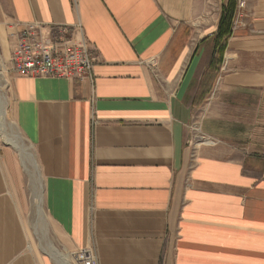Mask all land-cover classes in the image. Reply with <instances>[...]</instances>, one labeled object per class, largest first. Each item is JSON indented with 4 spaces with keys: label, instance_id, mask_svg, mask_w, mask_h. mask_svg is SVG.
Masks as SVG:
<instances>
[{
    "label": "crops",
    "instance_id": "obj_1",
    "mask_svg": "<svg viewBox=\"0 0 264 264\" xmlns=\"http://www.w3.org/2000/svg\"><path fill=\"white\" fill-rule=\"evenodd\" d=\"M210 1L1 0L21 29L80 23L98 60L94 83L12 77L40 183L0 149V264L61 262L33 251L28 214L71 264L56 243L98 264H264V0L237 8L196 105L222 12Z\"/></svg>",
    "mask_w": 264,
    "mask_h": 264
},
{
    "label": "built area",
    "instance_id": "obj_2",
    "mask_svg": "<svg viewBox=\"0 0 264 264\" xmlns=\"http://www.w3.org/2000/svg\"><path fill=\"white\" fill-rule=\"evenodd\" d=\"M245 4L246 0H238V10ZM38 27L41 25L31 24L22 29V37L12 48L15 74L95 82L98 57L80 23L55 26L56 31L49 35L39 33ZM75 253L78 264H98L92 249L80 248Z\"/></svg>",
    "mask_w": 264,
    "mask_h": 264
},
{
    "label": "rangeland",
    "instance_id": "obj_3",
    "mask_svg": "<svg viewBox=\"0 0 264 264\" xmlns=\"http://www.w3.org/2000/svg\"><path fill=\"white\" fill-rule=\"evenodd\" d=\"M212 1L215 3V8L217 7L219 8L220 11H222V3H223L222 1L223 0H211L210 2ZM237 5H238V0H237ZM238 17H239V12L236 14L234 18L233 25L237 23ZM37 29L39 33L42 32L44 35H49L50 33L55 32L57 28L55 26L50 25V26H44V27L41 26V27H38ZM214 34L216 35V33ZM22 35H23L22 29L16 24L15 20L12 19L11 15L6 10L5 5H3L0 0V95L3 94V96H5V98L3 97V106L4 108H6V106L8 108V109L7 108L5 109V112L7 116V121L9 120V125H10L9 126L5 124L2 130L0 129V149L5 146L6 147L10 146L18 152L19 156H20L19 150L14 146V144L8 142L7 140H10L9 138H13L16 135V133H19L18 128H16L17 126H15V123H14V100L15 99H14V93L12 89V77L15 75V73L13 71V66L11 62V52H12V48L19 42ZM212 37L214 39V36ZM6 103L7 105L5 106ZM0 113H1L0 114V121H1L0 124L3 125L4 122L2 120L1 109H0ZM193 119H194L193 131L197 133V130L199 129L198 122H196L197 116H194ZM196 135H199V134L197 133ZM24 143L25 145L30 147V144L26 139H24ZM27 175L28 177H30L28 172H27ZM47 222L48 223H45L46 225L45 227L44 223L36 222V219L34 218L33 214H30V215L28 214L27 219H26V226H27V231L29 234L30 243H31V247L33 251L39 256L48 255L52 257L53 252H52V245L50 243L52 241L55 242V240H58V239L61 240V238H60L59 232L53 227L50 221L47 220ZM56 245L64 253H67L71 256L72 264H77L75 250L66 251L64 250L65 248L63 249V247H61L58 243H56ZM58 262L60 261L58 260L54 261L55 264L61 263V262L60 263Z\"/></svg>",
    "mask_w": 264,
    "mask_h": 264
},
{
    "label": "trees",
    "instance_id": "obj_4",
    "mask_svg": "<svg viewBox=\"0 0 264 264\" xmlns=\"http://www.w3.org/2000/svg\"><path fill=\"white\" fill-rule=\"evenodd\" d=\"M222 2V13L214 38L215 54L200 83L199 95L195 100L196 105L202 104L212 91L223 63L228 39L232 35L233 21L237 11V0H223Z\"/></svg>",
    "mask_w": 264,
    "mask_h": 264
},
{
    "label": "bare ground",
    "instance_id": "obj_5",
    "mask_svg": "<svg viewBox=\"0 0 264 264\" xmlns=\"http://www.w3.org/2000/svg\"><path fill=\"white\" fill-rule=\"evenodd\" d=\"M3 97L5 98V96L0 95V109L2 111V118L3 120L7 123V125H9V120L7 121V116H6V112L5 109L7 108V103L5 104L6 108H4L3 106ZM7 100V99H6ZM7 102V101H6ZM8 109V108H7ZM9 118V117H8ZM10 126V125H9ZM13 127V126H12ZM14 129V128H13ZM10 140L13 142V144L19 149V151L22 154L23 157V163L25 166L26 171L29 173L30 178L34 179L36 178V180L40 183V179L38 178L40 176V170H39V165L38 162L36 160V157L33 153V151L31 149L28 148L27 145H25L23 138L21 137V135L19 133H16V135L13 138H10ZM35 180V181H36ZM38 185V184H37ZM41 191V190H40ZM39 191V192H40ZM43 198V197H42ZM35 199L40 200L41 197H35ZM44 201V200H43ZM34 203V202H33ZM39 203V202H38ZM43 203V202H42ZM37 204V203H36ZM36 206V205H35ZM39 206V205H38ZM37 206V207H38ZM38 209V208H37ZM42 209V208H41ZM40 209V210H41ZM44 209V208H43ZM39 210V209H38ZM37 216V215H36ZM39 220V219H38ZM42 220V219H41ZM52 252L54 253V255L58 256L61 260L60 264H71L69 263V261L67 259H65L64 255L61 254V252L54 246H52ZM51 253V252H50ZM57 259V258H56Z\"/></svg>",
    "mask_w": 264,
    "mask_h": 264
}]
</instances>
